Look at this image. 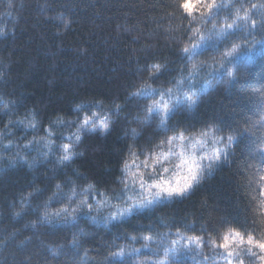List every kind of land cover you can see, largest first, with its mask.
<instances>
[{"label":"trees","instance_id":"obj_1","mask_svg":"<svg viewBox=\"0 0 264 264\" xmlns=\"http://www.w3.org/2000/svg\"><path fill=\"white\" fill-rule=\"evenodd\" d=\"M194 15L192 27L198 26L199 14ZM216 23L219 26L220 21ZM0 30L4 32L0 35V264H153L163 258L178 231L202 237L204 247L181 248L169 264H226L223 250L211 246L212 239L219 241L229 228L252 232L257 238L264 234V214L254 210L249 184L260 159L249 156L246 145L255 136L247 134L211 175L205 170L201 184L187 196L110 219L132 203L129 196L139 198L138 185L129 184L127 192L121 191V168L131 160L130 151L143 160L162 138L176 131L191 136L209 125L226 129L245 117L258 118L264 91V32L259 27L251 33L238 31L218 45L210 42L201 50L196 62L204 67L192 82L199 103L192 111H177L166 133L159 118L144 122V109L152 101L129 94L148 80L152 64L167 67L152 84L158 90L172 87L182 70L187 75L180 49L189 43V18L182 10L175 12L173 0H0ZM233 42L240 44V53L234 60L237 79L229 85V78H221L213 68ZM205 81L213 85L207 91ZM114 102L120 105L118 114ZM81 104L89 115L92 111L108 115L110 130L82 133L75 148L79 154L70 164L60 165L59 145L75 132L68 121L77 119L74 109ZM33 117L35 128L30 126ZM49 125L55 133L52 151L42 140ZM211 147L209 140L208 148L197 149L196 154ZM178 163V157H170L166 178H172ZM146 178L152 183L159 176ZM56 184L62 189L53 197L50 213L62 206L76 208L89 184L94 185L88 193L93 211L81 208L75 222L56 216L40 222ZM73 187L77 196L69 205L65 194ZM29 193L30 201L22 205V197ZM105 200L97 211L96 203ZM74 235L78 247H72ZM148 235L153 240L145 248L143 237ZM121 249L123 258L112 255ZM254 251L256 256L240 251L243 264H264ZM233 264H238L235 258Z\"/></svg>","mask_w":264,"mask_h":264},{"label":"snow or ice","instance_id":"obj_2","mask_svg":"<svg viewBox=\"0 0 264 264\" xmlns=\"http://www.w3.org/2000/svg\"><path fill=\"white\" fill-rule=\"evenodd\" d=\"M12 5L9 4V7ZM173 7L175 12L186 14L189 18L190 32L189 43L180 49L182 59L187 61L188 68L187 75L183 70L175 84L167 89L158 90L152 84L161 78V75L167 71L166 65L152 64L148 68L149 77L136 90L132 91L130 97L144 98L152 102L147 104L144 112V122H150L154 118H159V126L162 130L169 131L168 124L177 111L186 109L192 111L199 103V95L197 90H194L195 77L199 75L201 69L204 67L203 63H197V56L202 54V49L206 48L209 43L219 44L231 38L232 34L238 31L251 33L257 27L261 32H264V0H173ZM195 13L199 14L198 26L192 27L191 22L197 20ZM220 21L219 26L217 21ZM211 24V28H206V25ZM67 26V25H65ZM204 28V31H201ZM0 35H4L3 30H0ZM240 53V44L233 42L231 47H226L221 54L219 66L213 68V72L220 75L227 76L228 84L231 85L237 79L236 68L234 63L235 57ZM223 70V71H221ZM211 75V73H209ZM186 81L188 83H186ZM211 81H205V89L212 87ZM185 88L187 90L185 91ZM178 93L182 94L178 95ZM156 96L159 99H156ZM101 105V101L96 102ZM115 113L120 112V105L113 103ZM259 111L256 113L257 119L252 117H245L242 121L234 126L230 125L226 129L216 125H209L201 130L198 134L189 135L185 130L176 131L175 135L165 136L162 138L155 149L149 153L144 154V159L140 160V154L136 151H130L131 160H125L121 168L122 176L120 183L123 185L122 192L129 190V184L138 185V199L132 200L122 211H118L116 216L110 217L115 220L118 216L131 215L138 209H146L162 202L163 200H172L174 198H183L190 194L198 187L204 179L205 170L211 175L212 170L222 161H227L229 155L234 149L241 144V137L247 135L255 136V140L251 145H246L250 157H259L260 164L256 172L249 180L250 186L253 188L252 201L256 205L254 210H259L264 214V91L261 92V103L258 106ZM77 114L75 121H68L70 125L75 126V132L66 137L65 143L59 145V150L62 153L58 158L60 165L70 164L74 158L79 154L75 151L76 146L81 142L82 133H94L100 131L106 133L110 130L111 119L108 115H102L100 111H92L89 115V110L84 106L77 105L74 109ZM82 114V115H81ZM60 122H63L62 120ZM241 124L243 127H241ZM30 126L35 128L36 121L30 122ZM47 133L46 138H42L44 147L52 151L54 141L51 137L55 134L51 125L45 128ZM227 132V135L221 133ZM135 132V130H134ZM211 140L212 147L197 155V149H207L208 141ZM31 145H25L29 148ZM165 148L167 150H165ZM186 148H191L187 151ZM178 149V150H177ZM176 156L179 163L175 165L177 171L172 175L175 178L168 179L165 174L169 172V167L165 166L170 157ZM137 161H140L137 163ZM135 169V170H133ZM152 175L159 176V179H154L152 183H148L146 177ZM178 177V178H176ZM62 185L56 184V192L44 204L42 216L39 218L40 222H48L51 216L63 217L67 221L68 218L75 222L77 216L75 213L81 208H86L88 212H92L94 205L88 199V193L94 189V185L89 184L83 189L81 195L82 199L76 208L69 206H62L55 212H49V205L53 197L61 191ZM33 194L22 197V205H26ZM97 195H104L97 193ZM69 205L74 202L77 196L76 188L70 189V194H65ZM107 201H98L95 205L96 210H99L101 204ZM20 215V213H17ZM93 221L95 217H90ZM36 224L33 223L32 227ZM177 239L170 241L169 246L164 252L162 259L154 261L153 264H169L172 257L176 256L181 248L184 250L202 251L204 241L202 237L195 235H184L179 231L176 233ZM135 239V237H133ZM145 241L143 247L148 248L149 242L153 240L151 235L144 236ZM78 240L73 236L72 247H78ZM210 244L213 248L223 250V255L226 264H233L235 258L238 264H243V260L239 259L240 251H245L253 256L260 253L259 260L264 261V234L259 238L252 232H245L235 228H229L225 231L219 241L212 239ZM134 251H139L134 249ZM55 255V253H53ZM124 250L113 252L112 255L117 258H123ZM207 259V257H205Z\"/></svg>","mask_w":264,"mask_h":264},{"label":"rangeland","instance_id":"obj_3","mask_svg":"<svg viewBox=\"0 0 264 264\" xmlns=\"http://www.w3.org/2000/svg\"><path fill=\"white\" fill-rule=\"evenodd\" d=\"M171 179H173V181H174V179H175V178L172 176V178H171Z\"/></svg>","mask_w":264,"mask_h":264}]
</instances>
